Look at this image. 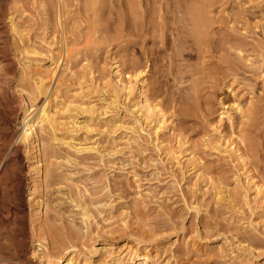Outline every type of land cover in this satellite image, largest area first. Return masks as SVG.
Masks as SVG:
<instances>
[{
	"label": "rangeland",
	"instance_id": "obj_1",
	"mask_svg": "<svg viewBox=\"0 0 264 264\" xmlns=\"http://www.w3.org/2000/svg\"><path fill=\"white\" fill-rule=\"evenodd\" d=\"M61 1L0 0V263L39 264L69 230L82 236L77 264L88 246L102 248L93 264H264V0H157L162 32L146 47L162 52L145 96L167 120L158 134L131 109L136 95L112 102L107 85L115 64L123 75L142 58L123 31L128 2H144ZM25 45L37 54L21 56ZM28 65L73 131H63L69 146L39 127L37 151L20 140L36 104Z\"/></svg>",
	"mask_w": 264,
	"mask_h": 264
},
{
	"label": "bare ground",
	"instance_id": "obj_2",
	"mask_svg": "<svg viewBox=\"0 0 264 264\" xmlns=\"http://www.w3.org/2000/svg\"><path fill=\"white\" fill-rule=\"evenodd\" d=\"M13 3L18 1L23 4V6H27L29 1L34 0H12ZM93 5H98L99 0H92ZM145 4V8L143 10H137L133 2H128V14L130 15V25L127 26L123 33H125V41L132 47L138 46L140 49V54L142 58L135 59L132 57L131 65L127 72L123 75L120 70V65L115 64L114 72H111V78L107 81V85L111 88L113 100L118 99L119 96H124L126 100L129 98H133L135 95L137 96L136 100L131 106L135 114H138V118L142 121L148 123V125L153 124V130L155 133H163L168 129L167 120L165 119V115L162 113L159 105H151L147 102V97L145 96V82L147 75H152L154 72L151 70L149 63L151 60L158 61V56L162 51H156L152 49H148L146 46L149 42L152 43L148 39V36L157 32H162V27L160 22L153 19V15L158 14V20L161 19L160 16V7L156 8L157 0H142ZM61 0H57V4L61 3ZM13 11L16 12L17 6L12 7ZM27 10V9H26ZM148 16V17H147ZM59 28H62V24L59 21ZM12 31L16 33V26L12 25ZM61 31V30H60ZM65 53H68L64 48ZM37 53L35 49H30L29 45H25L20 50V55L25 57L26 59H30L35 56ZM156 55V56H155ZM155 56V57H154ZM154 57V58H153ZM31 62L34 63L35 66L39 65L38 59H33ZM30 64V62H29ZM30 65L23 67L22 78L24 80L26 90H27V100L34 105L33 110L22 118L21 122V135L20 140L24 143H30L32 145V149L37 151V142L39 141L38 137V127L43 132L45 129L50 134L51 141H56L59 145L69 146V143L66 142L67 137L64 136L63 131L66 133L70 132L69 124L62 123L58 120L56 116V112H50L49 110V102L52 97V92L50 91V86L46 83L45 78L39 77L37 79H33V77L29 73ZM145 79V80H144ZM159 82H153L150 84V87L155 88ZM229 111H233L235 113L243 114L240 106L233 102L229 107ZM228 119L231 118V115L228 112L224 113ZM46 141V139H44ZM48 142V140H47ZM75 152L82 151L81 149L74 148ZM226 151H231L233 154H238L236 156V161L239 162L241 160L240 148H236L234 142L230 143ZM171 152L167 154L170 155ZM35 169H39V162L36 161ZM90 204H87L85 201H81V205L77 206L80 212L81 221L83 224H86L91 221L93 218L92 211L89 208ZM67 241L63 244L60 243L62 249L56 253L53 257L46 258L44 261H40L39 264H77L74 261L73 256L78 253L80 255L81 250L78 249V243L82 236L80 234L71 232L68 230ZM40 242V241H38ZM141 243V242H139ZM84 248V243L82 244ZM105 247V246H104ZM88 252L84 254L85 257H88L86 261H89L92 256H95L102 248L96 249L93 246H88L86 248ZM71 255V256H70ZM137 264H149V258L146 255H134ZM84 262L83 264H93L89 262ZM132 262V261H131ZM6 264V263H0ZM133 264V263H131Z\"/></svg>",
	"mask_w": 264,
	"mask_h": 264
}]
</instances>
